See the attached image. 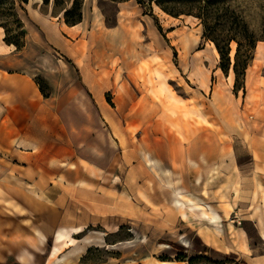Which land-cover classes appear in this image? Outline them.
Segmentation results:
<instances>
[{
    "label": "rangeland",
    "instance_id": "rangeland-1",
    "mask_svg": "<svg viewBox=\"0 0 264 264\" xmlns=\"http://www.w3.org/2000/svg\"><path fill=\"white\" fill-rule=\"evenodd\" d=\"M0 2V25L23 50L29 30L40 32L28 20L25 3ZM260 2L228 0L227 4L240 5L244 19L256 30ZM70 3L48 0L40 5L52 22L58 15L63 19ZM164 4L178 9L185 3ZM76 24L70 55L51 49L55 59L34 44L19 55V67L40 79L47 95L59 101L61 117L76 120V150L81 152L76 154L81 166L75 169L77 179H99L107 186L98 189L108 194L109 201L132 199L139 205L138 216L90 217L74 209L71 199L61 207L65 214L34 215L20 203L25 190L7 182L19 184L20 162L13 156L3 159L0 152V245L27 242L24 230L32 233L52 221L56 227L79 226L82 233L75 237L86 235L92 244L79 264H186L174 260L178 254L200 256L190 264H264V239L242 206L225 221L230 227L219 232L223 244L218 249L203 245L182 221L168 231L153 226L162 218L182 217L183 209L173 203L176 192L186 201L192 196L206 203L218 200L226 212L230 209L226 190L243 203L249 196L239 193V188L252 189L250 210L264 206V150H249L250 131L258 124L251 118L254 113L246 111L242 76L234 86L235 43L230 45V68L223 72L219 56L209 50L210 41L201 37L199 20L167 14L155 0H82L81 21ZM86 137L91 146L83 143ZM98 143L101 150L94 148ZM95 150L99 153L91 154ZM85 167L97 168V177ZM90 196L88 191L74 195L82 203H88ZM183 237L189 241L187 247ZM162 256L171 261H161Z\"/></svg>",
    "mask_w": 264,
    "mask_h": 264
},
{
    "label": "crops",
    "instance_id": "crops-1",
    "mask_svg": "<svg viewBox=\"0 0 264 264\" xmlns=\"http://www.w3.org/2000/svg\"><path fill=\"white\" fill-rule=\"evenodd\" d=\"M40 3L42 4L41 0L32 3L29 0L25 3L27 18L36 25L40 34L35 30H29L23 50H17L14 44L3 40L4 29L0 26V152L3 159L6 156L11 158L13 156L20 162L22 168L19 171L22 177L18 179L19 184H14L11 180L7 182L10 186H20L25 190L26 195L20 196V203L25 204V208L30 209L34 215H40L44 211L49 213L47 215L51 218L57 217L56 215L60 213L65 214L67 210L64 209L62 212L61 207L67 199L68 201L71 199L74 209H81L82 213L90 217L115 213L127 219L137 218L139 205L132 199L117 197L114 201H109L108 194L98 189L99 186H107L101 184L99 179L92 180L86 176L77 179L75 169L80 164L77 162L76 154L81 152L76 150L78 141L74 132L76 120L70 116L61 117L59 101H54L51 94L43 96L34 75L19 67L21 64L19 55L22 51L32 48L34 44H38L55 59L58 57L51 52V49L67 55L72 50L71 32L77 24L67 25L59 15L51 22L42 13ZM61 30L65 31L66 35L61 34ZM209 43V50L213 52L212 44ZM61 48L64 50L61 51ZM227 77L231 79L230 74ZM47 82L51 85L49 80ZM243 100L246 111L254 113L251 118L258 124L250 131L249 150H264V41L256 43L251 62L245 69ZM88 142L86 137L83 143L86 145ZM89 145L91 146V142ZM94 145V148L101 150L99 143ZM82 152L87 154L84 150ZM96 153L99 151L91 152V154ZM84 169H88L94 177H97V168ZM244 179L252 181V178ZM215 186L213 185V189L209 191L212 197ZM83 191L91 193L90 199L86 200L88 203H82L74 197L76 192ZM239 193L248 195L249 199L237 203L232 198L234 193L231 190L224 192L225 198H229L227 203L230 206L225 212L221 207L222 203L218 200L206 203L203 198L198 199L183 193L193 200L192 204L186 200H178L176 192L173 203L178 209H183V218L179 214L172 215L170 218H162L164 220L154 223L153 226L168 231L173 229L177 221H182L203 245L218 249L221 242L218 237L219 232L222 227L228 230L230 227L225 221L233 216L239 206H242L243 212L247 211L244 212L248 214L246 217L252 219L258 229V235L264 239V214H262L264 206L259 204L251 211L252 205L249 204L253 201L252 189L239 188ZM261 201L259 195V203ZM111 204L114 205L113 208H109L108 205ZM71 211L69 208L68 213H72ZM192 214L196 215L195 219H192ZM20 226L19 231L22 230ZM56 226L57 224L51 221L45 226L34 228L32 233L24 230L29 236L27 242L0 245V264H79V258L92 244L86 241V235L75 237L82 233L79 226ZM11 231L9 230V233ZM48 238L50 243L47 242ZM183 240L187 241L186 237H183ZM162 263L172 264V262Z\"/></svg>",
    "mask_w": 264,
    "mask_h": 264
},
{
    "label": "trees",
    "instance_id": "trees-1",
    "mask_svg": "<svg viewBox=\"0 0 264 264\" xmlns=\"http://www.w3.org/2000/svg\"><path fill=\"white\" fill-rule=\"evenodd\" d=\"M53 1L58 5L64 3V0ZM138 1L140 3L142 2V0ZM166 1L168 0H155L161 10L167 14L175 17L180 14H186L199 20V25L202 27L201 37L207 39L214 45L219 56L218 67L223 72H227L230 68V45L232 42L235 43L232 72L234 74V86L236 87L238 77L242 76V80L244 79L245 69L253 57L256 43L258 41H264V0H260V19L257 27L258 29H256L257 31L244 19V11L241 6H230L227 4L228 0H173L185 3L183 6L178 7V9L166 6L164 4ZM17 2L22 4L27 3V0H17ZM42 2L46 4L48 0H42ZM10 3L13 5L14 2L12 1ZM81 5L82 0H71L70 6L63 12V20L65 24L74 25L81 21ZM3 28V40L7 43L14 44L17 50L20 49L22 44L14 37H9L8 30L4 26ZM158 29H160L159 26ZM35 81L43 96H47V93L41 84L42 81L40 79H35ZM240 86L243 88V83ZM198 257L200 256L194 255L187 258V255L185 254H178L175 256L174 260L180 262L186 260V264H190ZM159 259L161 261H171L169 257L165 256L159 257Z\"/></svg>",
    "mask_w": 264,
    "mask_h": 264
},
{
    "label": "bare ground",
    "instance_id": "bare-ground-1",
    "mask_svg": "<svg viewBox=\"0 0 264 264\" xmlns=\"http://www.w3.org/2000/svg\"><path fill=\"white\" fill-rule=\"evenodd\" d=\"M259 45H261V44H259ZM212 47H213V50H214V52H215V54L218 56V53H217V50L215 49V47H214V45L212 44ZM258 47V46H257ZM230 55L232 56L233 55V49H231V52H230ZM149 160V162L151 161L150 159H148ZM178 198V200H181V201H183L184 199H182L181 197H177ZM188 200H187V202H191L192 204H193V201L190 199V198H187ZM185 201V200H184ZM185 214V213H184ZM182 216H183V212H182ZM182 243L184 244V245H187V241L186 240H182Z\"/></svg>",
    "mask_w": 264,
    "mask_h": 264
}]
</instances>
